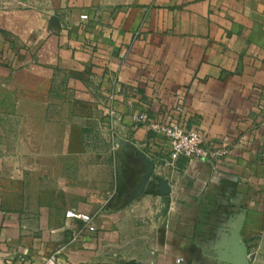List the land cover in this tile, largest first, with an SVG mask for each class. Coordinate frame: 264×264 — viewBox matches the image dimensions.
Instances as JSON below:
<instances>
[{
    "label": "crops",
    "instance_id": "obj_1",
    "mask_svg": "<svg viewBox=\"0 0 264 264\" xmlns=\"http://www.w3.org/2000/svg\"><path fill=\"white\" fill-rule=\"evenodd\" d=\"M23 30L1 54L0 25V264H242V242L264 264V0H135ZM176 106L227 148L215 166L165 165L131 120Z\"/></svg>",
    "mask_w": 264,
    "mask_h": 264
},
{
    "label": "rangeland",
    "instance_id": "obj_2",
    "mask_svg": "<svg viewBox=\"0 0 264 264\" xmlns=\"http://www.w3.org/2000/svg\"><path fill=\"white\" fill-rule=\"evenodd\" d=\"M135 0H0V25L4 40L8 43L1 54L13 52L20 54L25 51V44L20 34L29 20L42 19L47 28H55L56 25L77 27L85 25L95 19L101 9L113 5L133 3ZM86 15V19H81ZM23 37V35H22ZM6 52V53H4ZM3 58V57H2ZM5 60L7 58H4ZM13 61V60H11Z\"/></svg>",
    "mask_w": 264,
    "mask_h": 264
},
{
    "label": "built area",
    "instance_id": "obj_3",
    "mask_svg": "<svg viewBox=\"0 0 264 264\" xmlns=\"http://www.w3.org/2000/svg\"><path fill=\"white\" fill-rule=\"evenodd\" d=\"M80 18L86 19L87 16L81 15ZM113 98V94L108 95V101H112ZM259 108L264 110V104H261ZM176 109L180 113V116L178 120L173 123H166L162 120L149 118L143 111L133 114L131 120L135 125H145L151 133L165 139L169 147L165 165L174 167L175 163L180 158H183L186 161L200 160L215 166L225 157L227 148L216 145L200 130L189 128L187 126V117L182 107L176 106ZM107 114L111 117L116 114L110 105L107 107ZM70 213L72 212L68 211L67 214L69 215ZM77 218L85 222L88 221L86 215L78 214ZM47 263L53 264L54 257H49Z\"/></svg>",
    "mask_w": 264,
    "mask_h": 264
},
{
    "label": "water",
    "instance_id": "obj_4",
    "mask_svg": "<svg viewBox=\"0 0 264 264\" xmlns=\"http://www.w3.org/2000/svg\"><path fill=\"white\" fill-rule=\"evenodd\" d=\"M159 185H160V189H159V193L160 194H166L169 191L167 182L165 180H163L162 178H159ZM241 249H242V260L243 263L242 264H248V252H247V246L242 242L241 243Z\"/></svg>",
    "mask_w": 264,
    "mask_h": 264
}]
</instances>
